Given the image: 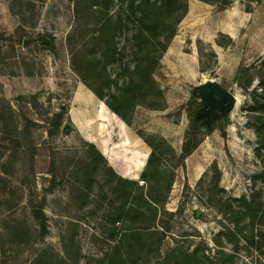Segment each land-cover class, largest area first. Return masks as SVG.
Masks as SVG:
<instances>
[{"label":"rangeland","instance_id":"374dc122","mask_svg":"<svg viewBox=\"0 0 264 264\" xmlns=\"http://www.w3.org/2000/svg\"><path fill=\"white\" fill-rule=\"evenodd\" d=\"M92 1L0 0V78L22 79L24 91L36 88L26 96H38L36 108L18 97L9 101L40 125L31 130L32 163L17 147V118L0 121V264H31L49 248L71 264H97L126 249L121 242L128 229L145 225L159 233V223L171 226L161 258L176 239L189 253L207 255L203 264H264V119H258L264 114V0L235 1L226 9L187 0V14L154 74L163 97L125 111L127 121L109 109V96L100 99L91 88L112 95L123 86L125 68L135 65L134 17L116 30L119 61L103 59L105 46L91 40L105 14L125 19L131 0H115L107 13L89 10ZM242 68L250 69V84L239 75ZM98 74L110 88L94 80ZM209 81L239 102L218 125L203 127L202 142L181 159L185 133L201 110L196 88ZM61 108L64 126L56 132L39 112L50 117ZM123 181L135 183L136 195L143 188L145 197L157 198L160 215L180 214L161 222L147 211L114 219L125 202L116 190ZM229 199L246 214L232 218L237 224L225 218L222 203ZM30 201L46 215L44 238Z\"/></svg>","mask_w":264,"mask_h":264},{"label":"trees","instance_id":"16d2710c","mask_svg":"<svg viewBox=\"0 0 264 264\" xmlns=\"http://www.w3.org/2000/svg\"><path fill=\"white\" fill-rule=\"evenodd\" d=\"M115 0H93L89 6V10H95V12H108L113 6ZM206 4L214 5L220 4L222 9H226L232 4L228 0H199ZM253 2L256 0H248ZM129 9L125 19L122 16L113 18L106 15V18L100 19V27L96 34L93 35L91 41H95L100 45H104L106 50L101 53V57L111 63L119 61L120 51L118 50V44L116 42L117 28L122 32V24L129 22L131 17H134L136 24L135 31L130 35L129 41L131 42L133 51L132 56L135 60L133 68H125V79L123 86L119 89L118 93L112 95H106L101 89L91 88L95 95L103 99L109 96L108 107L109 109L119 115L123 121H127V113L125 111H131L137 104L146 103L151 98L162 99L163 91L158 86L154 79V74L157 69L160 68V61L165 54L172 39L177 33V26L183 17L187 14L188 4L187 0H140L135 3L134 0L130 1ZM77 16H79V6L76 8ZM127 26V25H124ZM122 28V29H121ZM219 46L221 44L217 43ZM86 46V44L84 45ZM94 55V60L98 61ZM90 70L94 72V66L89 63ZM250 69L242 68L239 72L241 76H249ZM4 74L3 72L0 75ZM253 76H249L248 83L250 84ZM84 79V78H83ZM103 79L100 74L95 77V81ZM104 80L103 86L109 87V83ZM239 84V79L236 78L235 82ZM88 85V84H87ZM89 86V85H88ZM90 87V86H89ZM3 85L0 84V121L10 120L12 124L15 123L14 117H16V129L22 136V140L18 143V148H22L28 155L31 162H34L37 147L34 146L31 130L40 127V125L31 119H29L23 113H17L9 100L3 95ZM17 100L24 103H29L34 106L33 100H38V96L31 97H18ZM50 102V101H49ZM36 106V105H35ZM34 106V107H35ZM150 108L156 109L159 105H148ZM36 108V107H35ZM66 111L61 108L58 112L53 113L49 117V112H39V115L45 116V121L48 125L57 132L61 130V126L64 122V116ZM21 120V124L17 125V120ZM258 119H264V114L260 115ZM14 121V122H13ZM203 119L192 118L188 130L185 133V141L182 145L181 159L188 157L194 150L197 149L202 142L201 130L203 128ZM69 129L65 127L63 132L67 133ZM51 135V131H48ZM221 136L225 137L224 128L221 130ZM91 151L95 153L94 147L90 146ZM153 167L152 161H150L148 167ZM96 168V166L94 167ZM157 177L161 176L159 169L155 170ZM130 181H123L122 185L116 188L117 192L121 194L124 199V204L115 211L114 219L119 218L122 214H125L129 219L136 218L137 215L145 214V211L152 215V222L156 220H162V217L168 216L172 219L178 213H169L163 211L159 214V207L161 203L157 198H147L143 192V188L137 189L138 194L133 192V185ZM170 186L166 187V194L169 192ZM141 202L142 205L139 204ZM233 200L229 199L222 203L224 210H227L225 218L234 223L232 219L234 216L241 215L244 218L246 214L244 211H235L233 209ZM32 207V214L35 221L38 224L40 237L44 238L48 234V226L46 221V215L43 208L40 205L33 204L30 201ZM128 206L126 207V205ZM139 206H138V205ZM246 208V207H244ZM242 207V209H244ZM142 212V213H141ZM161 231H151L150 227H141V230L128 229L123 237L122 245L126 249L123 250L117 248L113 254H106L101 260H98L97 264H203V259H208L207 255L198 256V251L189 253L184 249V246L180 241L175 240V246L170 249V252L164 258H161V243L165 236L169 234L171 226L166 223L161 225ZM145 254V255H143ZM143 255V256H142ZM62 257L59 253L53 249H45L41 251L36 259L31 264H71L69 257ZM76 257L78 251H76ZM75 257V258H76Z\"/></svg>","mask_w":264,"mask_h":264},{"label":"water","instance_id":"95a60500","mask_svg":"<svg viewBox=\"0 0 264 264\" xmlns=\"http://www.w3.org/2000/svg\"><path fill=\"white\" fill-rule=\"evenodd\" d=\"M228 1L233 3L235 1L247 2L248 0ZM42 40L43 42L45 41L44 38ZM196 89L198 91V97L204 104L197 113L196 119L205 118L202 123L205 128H212L217 120H222L235 108V96L214 81L206 82Z\"/></svg>","mask_w":264,"mask_h":264},{"label":"crops","instance_id":"0c3cea01","mask_svg":"<svg viewBox=\"0 0 264 264\" xmlns=\"http://www.w3.org/2000/svg\"><path fill=\"white\" fill-rule=\"evenodd\" d=\"M27 77L33 78L34 76H27ZM0 82L3 85L4 96L8 100H10L12 98H16V97H26L28 95H33L36 93V88H32L31 90L24 91L22 86H21L22 79H20V78H16V77L15 78H9L7 76H1ZM21 103H24V102H21ZM23 105L30 107L31 104L24 103ZM32 120L34 121L35 119H32ZM45 136H47V134Z\"/></svg>","mask_w":264,"mask_h":264},{"label":"flooded vegetation","instance_id":"af4514ba","mask_svg":"<svg viewBox=\"0 0 264 264\" xmlns=\"http://www.w3.org/2000/svg\"><path fill=\"white\" fill-rule=\"evenodd\" d=\"M196 93H197V95H198V91H197V89H196ZM203 105H204V104H203V102L201 101V108L203 107ZM204 119H205V118H203V121H204ZM220 121H221V120H217V121H216V124L218 125V124L220 123Z\"/></svg>","mask_w":264,"mask_h":264},{"label":"bare ground","instance_id":"6f19581e","mask_svg":"<svg viewBox=\"0 0 264 264\" xmlns=\"http://www.w3.org/2000/svg\"><path fill=\"white\" fill-rule=\"evenodd\" d=\"M235 100H236V104H238V102H239V101H238V97H237V99H236V97H235Z\"/></svg>","mask_w":264,"mask_h":264}]
</instances>
